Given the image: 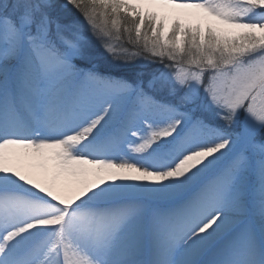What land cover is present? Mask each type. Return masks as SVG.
I'll list each match as a JSON object with an SVG mask.
<instances>
[{
  "label": "snow or ice",
  "instance_id": "6c2138e0",
  "mask_svg": "<svg viewBox=\"0 0 264 264\" xmlns=\"http://www.w3.org/2000/svg\"><path fill=\"white\" fill-rule=\"evenodd\" d=\"M0 264H264V0H0Z\"/></svg>",
  "mask_w": 264,
  "mask_h": 264
},
{
  "label": "trees",
  "instance_id": "16d2710c",
  "mask_svg": "<svg viewBox=\"0 0 264 264\" xmlns=\"http://www.w3.org/2000/svg\"><path fill=\"white\" fill-rule=\"evenodd\" d=\"M115 43H118L115 41ZM126 47H129L131 49V45H125ZM134 50V49H133ZM158 65H153L152 67H157Z\"/></svg>",
  "mask_w": 264,
  "mask_h": 264
},
{
  "label": "rangeland",
  "instance_id": "374dc122",
  "mask_svg": "<svg viewBox=\"0 0 264 264\" xmlns=\"http://www.w3.org/2000/svg\"><path fill=\"white\" fill-rule=\"evenodd\" d=\"M113 43H115V41H113ZM137 63H142L141 61H137Z\"/></svg>",
  "mask_w": 264,
  "mask_h": 264
}]
</instances>
